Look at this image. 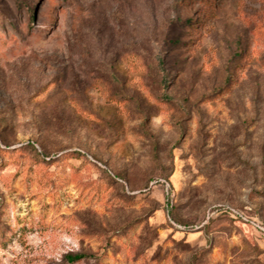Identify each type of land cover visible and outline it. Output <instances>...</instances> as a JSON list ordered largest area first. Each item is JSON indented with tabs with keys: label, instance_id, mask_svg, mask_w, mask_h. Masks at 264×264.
Instances as JSON below:
<instances>
[{
	"label": "rangeland",
	"instance_id": "rangeland-1",
	"mask_svg": "<svg viewBox=\"0 0 264 264\" xmlns=\"http://www.w3.org/2000/svg\"><path fill=\"white\" fill-rule=\"evenodd\" d=\"M259 222L264 0H0V264H264Z\"/></svg>",
	"mask_w": 264,
	"mask_h": 264
},
{
	"label": "trees",
	"instance_id": "trees-1",
	"mask_svg": "<svg viewBox=\"0 0 264 264\" xmlns=\"http://www.w3.org/2000/svg\"><path fill=\"white\" fill-rule=\"evenodd\" d=\"M161 86L163 89H166L167 88V80L162 77L161 80ZM164 96L166 99H170L169 96H167L165 93H164ZM48 156V155H46ZM47 159H49V157H47ZM220 209V208H219ZM259 225L262 226L264 228V224L262 222H259ZM86 256L83 254V253H80V252H73V253H68L65 255V261L68 263V264H72V263H75V262H78V261H81L82 259H84Z\"/></svg>",
	"mask_w": 264,
	"mask_h": 264
},
{
	"label": "built area",
	"instance_id": "built-area-1",
	"mask_svg": "<svg viewBox=\"0 0 264 264\" xmlns=\"http://www.w3.org/2000/svg\"><path fill=\"white\" fill-rule=\"evenodd\" d=\"M257 227L264 232V228L262 226H260L259 224H257Z\"/></svg>",
	"mask_w": 264,
	"mask_h": 264
}]
</instances>
